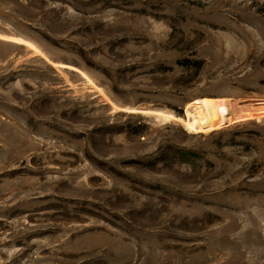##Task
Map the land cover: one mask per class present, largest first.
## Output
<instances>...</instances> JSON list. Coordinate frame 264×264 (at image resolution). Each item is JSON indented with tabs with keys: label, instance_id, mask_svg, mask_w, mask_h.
Listing matches in <instances>:
<instances>
[{
	"label": "rangeland",
	"instance_id": "obj_1",
	"mask_svg": "<svg viewBox=\"0 0 264 264\" xmlns=\"http://www.w3.org/2000/svg\"><path fill=\"white\" fill-rule=\"evenodd\" d=\"M240 101L264 0H0V264H264Z\"/></svg>",
	"mask_w": 264,
	"mask_h": 264
},
{
	"label": "bare ground",
	"instance_id": "obj_2",
	"mask_svg": "<svg viewBox=\"0 0 264 264\" xmlns=\"http://www.w3.org/2000/svg\"><path fill=\"white\" fill-rule=\"evenodd\" d=\"M241 103H245L246 108L248 111L254 116L258 117L259 119H262L264 117V112L262 109V104L260 102L255 101H240ZM220 106H222L220 104ZM264 108V107H263Z\"/></svg>",
	"mask_w": 264,
	"mask_h": 264
},
{
	"label": "trees",
	"instance_id": "obj_3",
	"mask_svg": "<svg viewBox=\"0 0 264 264\" xmlns=\"http://www.w3.org/2000/svg\"><path fill=\"white\" fill-rule=\"evenodd\" d=\"M188 117L193 118V115L192 114H189ZM191 120H193V119H191Z\"/></svg>",
	"mask_w": 264,
	"mask_h": 264
}]
</instances>
